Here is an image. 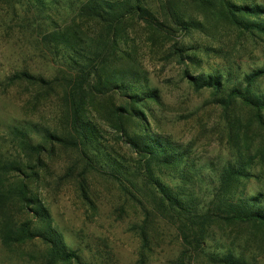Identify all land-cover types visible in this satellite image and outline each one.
I'll list each match as a JSON object with an SVG mask.
<instances>
[{
  "label": "rangeland",
  "instance_id": "374dc122",
  "mask_svg": "<svg viewBox=\"0 0 264 264\" xmlns=\"http://www.w3.org/2000/svg\"><path fill=\"white\" fill-rule=\"evenodd\" d=\"M139 1L166 27L128 18L109 31L108 23L81 13L89 0H0V166L22 163L0 175L7 189H29L27 201L13 195L0 205V264H223L226 256L264 264V225L216 223L197 253L160 214L150 183L137 174L135 187L124 190L106 165L109 155L117 157L130 176L142 164L127 139L158 134L202 169L197 192L204 204L222 168L240 159L252 163L253 175L243 196L262 194L264 208V110L246 98L264 97V76L246 82L264 71V14L237 12L264 0ZM94 64L101 68L84 85L81 117L97 136L86 150L96 170L55 140L71 136L69 85ZM119 79L123 90L115 86ZM135 94L145 96L135 106L144 118L129 116ZM23 133L42 154L22 142ZM97 149L105 154L98 158ZM172 180L165 178L170 187L178 183ZM27 224L55 241L60 256L41 237L23 238Z\"/></svg>",
  "mask_w": 264,
  "mask_h": 264
},
{
  "label": "trees",
  "instance_id": "16d2710c",
  "mask_svg": "<svg viewBox=\"0 0 264 264\" xmlns=\"http://www.w3.org/2000/svg\"><path fill=\"white\" fill-rule=\"evenodd\" d=\"M141 1L135 0L133 5L121 6L119 4L113 5L112 3L101 0H89L88 3H82L80 11L84 15L93 16L99 18L101 21L108 23L109 31H116L123 23L128 19L138 18L143 20L149 25L154 26L157 29H163L166 26L164 22L156 15H149L145 8L141 6ZM254 5H245L237 7L238 13H248L253 17L262 16L264 14V5H258L253 2ZM250 6V7H249ZM123 8V9H121ZM237 13H231L233 23L235 25H241L239 23ZM177 25L185 28V21L174 20ZM186 29V28H185ZM62 42L71 49V44L66 41L64 37ZM110 53L104 56L105 63H108ZM91 71H82L80 79L72 81L70 86V105L72 107L70 114L71 136L67 138L56 137V141L66 146L74 147L79 150L86 160L90 169L96 170L93 158L88 155L87 149L92 146L94 140L97 141V136L94 134L95 130L89 125L88 121H84L81 117L83 113L82 98L84 94V85L87 82V78L91 74H96L100 71L101 64L92 65ZM264 76V71H257L250 74L246 78V82L249 85H253L257 79ZM211 79V78H209ZM119 79L116 82V87L123 90L124 81ZM212 83V82H211ZM208 85L210 83H207ZM218 87L219 84L213 83ZM130 88V87H128ZM248 91V90H247ZM149 96L153 97V93L149 92ZM132 97L130 108L131 113L129 116L132 119L144 118L142 109L135 107L140 106V102L144 95L135 94ZM249 104L253 107L264 110V97L250 98L246 96ZM125 111L128 108L124 109ZM146 124L148 122L146 121ZM17 133L21 135V131L17 128ZM23 141L30 150H33L39 155L42 154V147H35L31 143L29 137L22 134ZM126 143L131 146L134 153L139 157V163L142 166L128 176L129 171H122L123 164L118 161L117 157L112 155L108 156L110 163L108 165V171L118 182L121 184L124 190L131 185L134 186L131 178L136 177L139 174L142 179L150 183L154 190V201L156 207L163 217H167L174 225H176L181 232L183 239L187 244L194 246L195 252L203 253L206 247V243L212 238L213 234L211 228L216 223H240V224H261L264 225V208L261 205V199L263 195L253 196L246 198L243 196L244 182L253 177L249 171V166L252 163L240 160L235 163H227L220 172V178L218 187L214 193L212 201L207 205L201 201V197L198 194V181L201 177V168L198 166L191 155L186 153L187 150L183 149L180 145H176L167 138L158 134L147 133L140 139H127ZM98 154V158L105 154L100 149L95 150ZM107 157V155H106ZM7 163L0 166V170L12 172L17 170L16 166H20L22 163ZM104 169L99 167V169ZM106 168V167H105ZM107 173V171H105ZM170 177L172 181L178 183L174 187H170L165 181V178ZM7 179L0 175V205L3 206L10 197H21V201H27V194L29 192L26 183L20 185L21 189L5 188ZM29 224L24 225L20 232L23 234V238H36L41 237L44 241L51 245L54 255L60 256V248L55 241L47 238L44 232L33 233ZM38 234V235H37ZM22 236V235H21ZM219 263L223 264H245L240 259L231 258L226 256L220 258ZM181 264H192L191 260L186 262L185 260Z\"/></svg>",
  "mask_w": 264,
  "mask_h": 264
}]
</instances>
